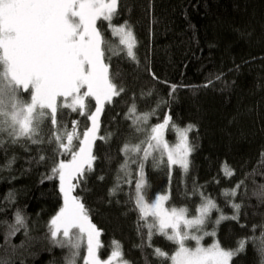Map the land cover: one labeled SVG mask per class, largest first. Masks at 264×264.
I'll list each match as a JSON object with an SVG mask.
<instances>
[{
    "label": "trees",
    "instance_id": "16d2710c",
    "mask_svg": "<svg viewBox=\"0 0 264 264\" xmlns=\"http://www.w3.org/2000/svg\"><path fill=\"white\" fill-rule=\"evenodd\" d=\"M124 21L135 34L137 59L131 60L123 51L112 57L111 71L125 91L105 105L98 135L106 139L96 140L94 170L74 193L83 198L92 222L102 232L101 256L107 258L112 242L118 241L131 264H161L147 246V228L141 227L144 221L134 203L137 166L131 165L132 184L125 183L119 172L124 143H138L146 136L135 132L133 120L127 118L135 104L137 115L154 112L149 125L167 115L180 128L195 125L188 134L194 150L187 173L178 165L154 166L151 158L145 163L149 197L168 193L167 204L187 207L190 215L202 202L201 192L211 197L220 212L211 213L205 229L215 230L216 235L206 243L219 240L223 247L234 249L247 240L232 264H261L264 202L253 193L264 185V0H120L113 24ZM102 31L114 49L124 48L107 22ZM65 113L63 122L69 130L72 120H80L81 130L90 126L85 117L67 109ZM167 135L170 143L178 138L171 129ZM52 147L23 143L0 147V257L11 264H65L67 249L53 245L48 229L63 198L58 177H48L54 162L71 157L56 156ZM41 155L47 159L41 161ZM154 156L159 158L158 153ZM226 167L234 175L227 176ZM118 174L120 188L109 195ZM240 181L244 183L235 197L223 195ZM233 203L241 205L239 220L215 224L221 212L228 217L235 214ZM17 211L26 227L16 225L20 230L6 243ZM150 242L169 254L178 247L160 235Z\"/></svg>",
    "mask_w": 264,
    "mask_h": 264
},
{
    "label": "snow or ice",
    "instance_id": "6c2138e0",
    "mask_svg": "<svg viewBox=\"0 0 264 264\" xmlns=\"http://www.w3.org/2000/svg\"><path fill=\"white\" fill-rule=\"evenodd\" d=\"M119 8L120 0H0V147L6 143L47 144L53 146L51 151L56 156L70 155L68 160L54 162L52 176L48 177H58L63 198V205L50 219L48 229L53 245L67 249L65 264H79V261L82 264H131L118 241L112 242L113 250L107 258H102V232L92 222L83 198L78 193L74 195L77 188L86 184L87 174L94 170L96 140L106 139L98 135L105 105L125 91L117 74L111 71L112 57L123 51L131 60L137 59L134 51L137 40L132 26L128 21L113 24L114 18L119 16ZM104 22L120 37L119 44L124 48L117 51L106 39L102 31ZM153 78H156L154 74ZM175 89L173 85L172 91ZM66 109L85 117L90 126L86 124L81 130L80 120H72L69 130V125L63 122ZM151 115L154 112L137 115L135 104L129 108L127 118L133 120L134 131L146 136L138 143H124L120 149L124 161L119 168L124 182L132 184L131 165L137 166L134 203L144 221L141 227L147 228V246L153 248V255L161 259V264L164 261L232 264L234 257L245 250L247 240L239 241L234 249L223 247L219 240L210 246L201 244L204 236L216 235L215 230L205 231L212 211L220 212L215 200L201 192L202 202L195 214L190 215L187 207L166 206L169 194L149 197L145 163L151 158L154 166L178 165L187 173L189 156L194 150L188 134L195 128L191 124L178 127L170 115L160 123L149 125ZM170 129L177 134L178 142L170 143L165 138ZM154 153L159 154L158 159ZM261 157L264 163V152ZM39 159L43 161L47 157L41 155ZM225 174L232 176L234 172L226 167ZM120 179L118 174V182L109 190V195L119 190ZM243 183L240 181L223 195L235 197ZM253 195L264 202V185ZM232 207L235 214L228 217L221 212L215 224L226 219L239 220L241 205L233 203ZM16 225L26 227L19 211L15 214V224L9 226L6 243L8 237L20 230ZM154 235L163 236L178 247L172 254L154 247L150 242ZM187 241H195V246H188ZM259 250L264 257V234ZM0 264H11V261L0 257Z\"/></svg>",
    "mask_w": 264,
    "mask_h": 264
},
{
    "label": "rangeland",
    "instance_id": "374dc122",
    "mask_svg": "<svg viewBox=\"0 0 264 264\" xmlns=\"http://www.w3.org/2000/svg\"><path fill=\"white\" fill-rule=\"evenodd\" d=\"M165 138L168 140L167 132L165 133ZM175 142H178V138H177V140H176ZM175 142H174V143H175ZM165 194H168V193H165ZM158 195H164V194H158ZM154 198H155V197H154ZM166 206H168V204H166ZM205 231H208V230L205 229ZM208 232H209V231H208ZM197 234H200V233H197ZM208 237H209V236H204L203 240L201 241V244H202V245H204V246H210V245L215 241V240H213V241H211V242H209V243H206L205 240H206ZM186 243H187V245L190 246V247H194V246H195V241H187ZM102 258H104V257H102ZM80 264H82V262H81Z\"/></svg>",
    "mask_w": 264,
    "mask_h": 264
}]
</instances>
